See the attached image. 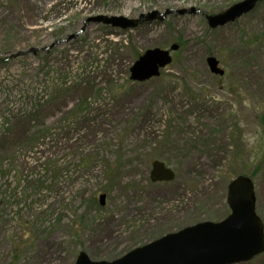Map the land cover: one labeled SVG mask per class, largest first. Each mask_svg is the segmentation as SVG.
Returning <instances> with one entry per match:
<instances>
[{
	"label": "rangeland",
	"instance_id": "obj_1",
	"mask_svg": "<svg viewBox=\"0 0 264 264\" xmlns=\"http://www.w3.org/2000/svg\"><path fill=\"white\" fill-rule=\"evenodd\" d=\"M241 1L0 0V59L38 49L0 62V264L112 261L220 222L239 175L264 226V0L216 29L201 14L131 30L86 22ZM173 44L157 77L130 80L145 51ZM154 161L174 179L151 182Z\"/></svg>",
	"mask_w": 264,
	"mask_h": 264
},
{
	"label": "water",
	"instance_id": "obj_2",
	"mask_svg": "<svg viewBox=\"0 0 264 264\" xmlns=\"http://www.w3.org/2000/svg\"><path fill=\"white\" fill-rule=\"evenodd\" d=\"M262 0H243L233 4L222 13L207 15L195 8L182 10H166L163 13L151 11L140 14L136 19L122 16H96L87 19V23L102 24L131 30L143 24L163 22L170 15L184 16L201 14L210 29L223 27L233 23L242 16L251 13ZM75 38L71 37L68 40ZM179 49L173 44L168 50L149 49L145 51L131 66L130 80L146 82L160 74V70L172 61V52ZM38 49L11 54L14 59L26 54H36ZM206 64L213 75L224 76V70L214 57H208ZM174 172L164 163L154 161L150 172L153 183L170 182ZM104 195H100L99 203L104 205ZM226 203L229 209L227 217L217 223L202 222L166 234L152 242L130 250L112 261H92L86 253L80 252L73 264H241L247 263L264 253V226L256 214V197L253 181L244 175L235 177L227 186Z\"/></svg>",
	"mask_w": 264,
	"mask_h": 264
}]
</instances>
